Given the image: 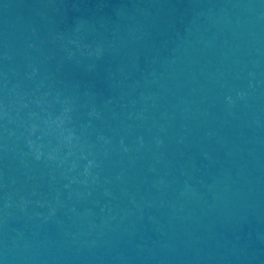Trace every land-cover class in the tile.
Segmentation results:
<instances>
[{
  "label": "water",
  "instance_id": "water-1",
  "mask_svg": "<svg viewBox=\"0 0 264 264\" xmlns=\"http://www.w3.org/2000/svg\"><path fill=\"white\" fill-rule=\"evenodd\" d=\"M0 260L264 264V0H0Z\"/></svg>",
  "mask_w": 264,
  "mask_h": 264
},
{
  "label": "clouds",
  "instance_id": "clouds-1",
  "mask_svg": "<svg viewBox=\"0 0 264 264\" xmlns=\"http://www.w3.org/2000/svg\"><path fill=\"white\" fill-rule=\"evenodd\" d=\"M73 42H74V41H73ZM100 51H101V49H100L99 47H97V49H96V53H97V55L100 54ZM68 55H69V57H71L72 53L69 52ZM238 95H239V94H238ZM229 99H230V98H229ZM64 112L67 113V112H68V109L65 108V109H64ZM63 121H64V117H61V116H58V117H56V119H55V123L57 124L58 127H59L60 124L63 123ZM71 136H72V133L69 132V133H68V136L65 137V139H70ZM29 144H30V146H31L32 142L29 141ZM36 155H37V159H39V155H40V153H39V148H38V147H37ZM89 163H91V161H89ZM0 264H3V261H2V260H0Z\"/></svg>",
  "mask_w": 264,
  "mask_h": 264
}]
</instances>
